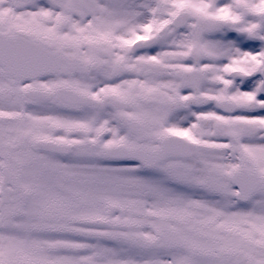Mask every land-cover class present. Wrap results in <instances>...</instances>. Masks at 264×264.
<instances>
[{
  "label": "snow or ice",
  "instance_id": "1",
  "mask_svg": "<svg viewBox=\"0 0 264 264\" xmlns=\"http://www.w3.org/2000/svg\"><path fill=\"white\" fill-rule=\"evenodd\" d=\"M0 264H264V0H0Z\"/></svg>",
  "mask_w": 264,
  "mask_h": 264
}]
</instances>
